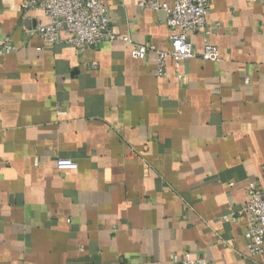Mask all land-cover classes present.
<instances>
[{
    "label": "crops",
    "instance_id": "obj_1",
    "mask_svg": "<svg viewBox=\"0 0 264 264\" xmlns=\"http://www.w3.org/2000/svg\"><path fill=\"white\" fill-rule=\"evenodd\" d=\"M26 1L0 0V264H261L240 209L264 189V0H210L195 57L162 77L167 14L147 0H102L119 39L83 51L41 47Z\"/></svg>",
    "mask_w": 264,
    "mask_h": 264
},
{
    "label": "built area",
    "instance_id": "obj_2",
    "mask_svg": "<svg viewBox=\"0 0 264 264\" xmlns=\"http://www.w3.org/2000/svg\"><path fill=\"white\" fill-rule=\"evenodd\" d=\"M140 7L152 10H162L167 14L169 26V49L157 51L156 74L159 77L166 75L167 63L170 60L174 67L188 62L195 57L191 43L187 38L188 32H202L207 34L209 29L206 18L210 12V0H174L169 5L160 0H147L139 3ZM23 10L36 9L42 11L48 21L37 24L29 32L38 34L41 47L53 44H67L79 51L87 47H95L100 42L115 41L119 34L110 26L109 10L102 0H27L22 5ZM218 26V25H217ZM62 33H66L62 37ZM129 41L128 37H121ZM14 47L8 38L0 44V57L13 51ZM149 45H133L131 56L135 59H144ZM202 57L209 60H218V50L205 41ZM180 77V74L177 73ZM56 168L59 170L76 169L77 163L69 158H57ZM240 212L246 216L247 225L243 237L247 241V248L251 255H262L264 243V189L250 183L247 189V198L241 205ZM224 216L223 219H228ZM233 219V217H232ZM205 256H193L186 251L182 256L174 255L170 264H209ZM261 264H264L262 257Z\"/></svg>",
    "mask_w": 264,
    "mask_h": 264
}]
</instances>
